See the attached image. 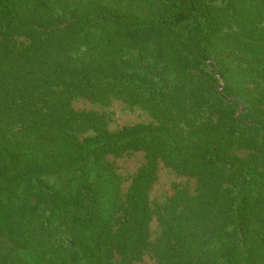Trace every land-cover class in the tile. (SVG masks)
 Instances as JSON below:
<instances>
[{
    "label": "trees",
    "instance_id": "16d2710c",
    "mask_svg": "<svg viewBox=\"0 0 264 264\" xmlns=\"http://www.w3.org/2000/svg\"><path fill=\"white\" fill-rule=\"evenodd\" d=\"M255 1L221 28L206 0H0V264H88L76 260L95 258L100 240L145 245L159 157L196 176L200 189L210 185L212 210L224 205L199 226L205 239L188 231L179 244L169 240L165 264H227L231 255L264 264V0ZM151 6L160 11L140 14ZM107 94L147 107L156 123L84 138L69 154L46 142L77 138L85 118L71 99ZM131 141L150 142L149 161L128 194L125 224L113 229L98 205L85 209L87 190L96 189L102 156ZM75 162L80 173L71 177ZM211 164L218 176L206 173ZM53 168L67 177H43ZM42 184L56 188L52 202L64 212L52 206L29 226ZM56 216L64 228L46 238Z\"/></svg>",
    "mask_w": 264,
    "mask_h": 264
},
{
    "label": "rangeland",
    "instance_id": "374dc122",
    "mask_svg": "<svg viewBox=\"0 0 264 264\" xmlns=\"http://www.w3.org/2000/svg\"><path fill=\"white\" fill-rule=\"evenodd\" d=\"M206 1L219 17L221 28L227 27L229 23L238 21L241 12H243L247 4L258 3L255 0ZM150 4L153 5L152 2ZM159 9L158 6H151V9H140V14L153 16L160 11ZM244 27L245 25L243 24L241 26L235 25V28H232L239 30ZM19 38H23V36ZM116 39L114 40L115 44ZM102 84L104 86L107 85L104 80H102ZM70 104L80 116L85 118L81 127L76 129L77 138L74 140H54L48 137L46 140L48 144H51L52 148L63 154L74 153L84 138L100 134L104 137L113 136L124 127L156 123L147 107L141 104L127 103L124 99L114 94H107L105 99L101 101L85 96H76L71 99ZM149 149L150 142L134 143L131 141L129 144L123 142L118 146H114L111 151L105 153L98 164V171L93 172L95 175L94 179L97 178L96 189L91 187L90 190H87L89 202L85 204V209L88 208L90 212H94L98 205L100 211L104 210L102 216L108 217V225L113 229L121 227L123 220L128 218V211L126 210L128 194L131 192L141 172L148 165ZM236 152L242 158H246L250 154V151L245 149H238ZM155 163L154 172L149 177L147 185L150 215L146 227V244L141 247L132 246L129 250H123L113 246V239L100 240L97 243L95 258L94 253L86 252L76 262H88V264H165L162 258V251L166 250L169 240L179 244V239H186L187 234H189L188 231L191 232L194 241L198 238L205 239V236H198L202 233L199 230V226L201 227L202 224L209 222L213 213L215 215L220 214L224 205L216 206L212 210L210 204L212 199L209 195L213 196L212 193L214 191L212 187H209L210 185L201 187V190L196 176L185 174L160 157L155 160ZM79 168L77 162L71 164L68 167L70 176H77L80 173ZM57 169L53 168L51 172L48 171L43 177H49L52 180L58 177V181L64 180L68 174L67 170ZM206 173H211L213 177L219 175L213 164L210 165V169ZM212 181L214 182V180ZM68 182L70 183V181ZM41 187L44 188L45 193L43 199L39 201L37 208H35L33 217L28 215L29 226L38 224L37 220L39 217L37 215L40 216L43 210H49L52 206L54 214L64 212L63 205L58 206L53 203L56 199V188L53 189L54 186L46 187L43 184ZM45 202H48V205ZM109 213L114 214L112 222ZM175 214L181 217L178 223H175V220L173 221L171 218ZM55 220V223L51 224L54 227L47 230L46 238L52 232V229L57 230L56 225L61 220H58L57 216ZM262 224L264 226V220H262ZM64 225L62 223V227L57 230L59 235ZM174 231L176 232L171 235ZM258 237L264 258V229L258 234ZM129 257L134 258L130 259ZM39 258L37 257L36 259ZM24 263L28 264L27 262ZM241 263L239 255H231L227 259V264Z\"/></svg>",
    "mask_w": 264,
    "mask_h": 264
}]
</instances>
